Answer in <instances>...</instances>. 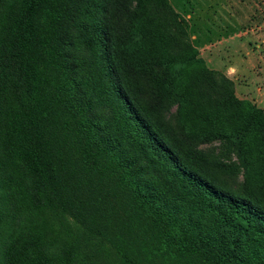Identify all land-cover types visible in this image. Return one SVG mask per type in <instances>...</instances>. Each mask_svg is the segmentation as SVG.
<instances>
[{"label":"trees","instance_id":"trees-1","mask_svg":"<svg viewBox=\"0 0 264 264\" xmlns=\"http://www.w3.org/2000/svg\"><path fill=\"white\" fill-rule=\"evenodd\" d=\"M167 9L0 0V94L14 83L28 106L12 150L83 229L66 264H264V111L170 31ZM214 140L222 155L197 147ZM42 235L16 238L5 264H51Z\"/></svg>","mask_w":264,"mask_h":264},{"label":"rangeland","instance_id":"rangeland-1","mask_svg":"<svg viewBox=\"0 0 264 264\" xmlns=\"http://www.w3.org/2000/svg\"><path fill=\"white\" fill-rule=\"evenodd\" d=\"M167 1L170 31L194 46L209 69L231 79L238 98L264 111V0ZM26 100L14 83H6L0 94V264L15 239L28 233L44 234L43 254L51 264H66V243L82 236L83 229L70 215L43 203L27 161L12 150L16 111L28 108ZM197 147L216 155L224 151L217 140ZM96 258L98 264H122L113 252Z\"/></svg>","mask_w":264,"mask_h":264}]
</instances>
